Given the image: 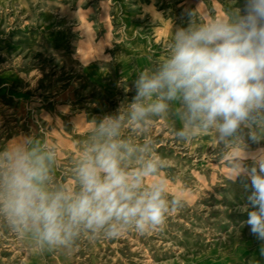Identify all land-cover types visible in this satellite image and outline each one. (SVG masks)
Returning a JSON list of instances; mask_svg holds the SVG:
<instances>
[{"label":"rangeland","instance_id":"374dc122","mask_svg":"<svg viewBox=\"0 0 264 264\" xmlns=\"http://www.w3.org/2000/svg\"><path fill=\"white\" fill-rule=\"evenodd\" d=\"M244 6L245 0H0V149L21 135L54 143L56 180L74 185L71 169L90 121L132 101L138 71L165 58L172 30L188 26V13L207 19L235 8L243 14ZM179 126L169 115L150 133L168 163L161 174L170 192L184 198L161 229L111 239L84 234L69 253L40 251L0 220V264H264L262 242L242 225V207L253 210L251 182L231 181L229 159L241 150L223 152L214 132L178 140ZM241 135L249 151L264 148L247 129Z\"/></svg>","mask_w":264,"mask_h":264},{"label":"clouds","instance_id":"9594fccd","mask_svg":"<svg viewBox=\"0 0 264 264\" xmlns=\"http://www.w3.org/2000/svg\"><path fill=\"white\" fill-rule=\"evenodd\" d=\"M188 16L186 28L172 30L165 58L138 71L132 101L90 121L73 161L74 185L56 180L54 143L21 135L0 149V220L21 240L71 253L84 234L111 239L161 229L184 202L182 192H170L161 174L168 163L150 135L171 115L178 140L214 132L223 152L241 150L229 159L231 181L251 182L253 210L242 207V225L264 255V148L249 151L241 135L247 129L252 143L264 141V0H245L243 14Z\"/></svg>","mask_w":264,"mask_h":264}]
</instances>
